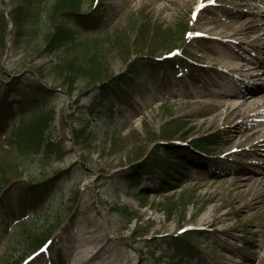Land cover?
Masks as SVG:
<instances>
[{"label":"rangeland","instance_id":"obj_1","mask_svg":"<svg viewBox=\"0 0 264 264\" xmlns=\"http://www.w3.org/2000/svg\"><path fill=\"white\" fill-rule=\"evenodd\" d=\"M17 1L0 0L1 72L55 88L22 116L30 128L40 124L39 141L54 148L22 154L2 144L0 173L23 181L63 173L46 202L24 214L32 234L48 237L46 249L25 248L20 227L0 220V264H47L57 247L64 264H264V186L242 179L262 174L264 182V0H103L102 25L76 35L69 61L39 52L47 38L33 37L30 25H11ZM169 53L189 63L197 57L198 79L183 71L157 90L141 75L130 106L104 102L97 84L134 59ZM228 61L237 68L221 71ZM246 82L259 86L247 102L228 93ZM197 136L216 140L215 152L201 153L208 166L166 189L156 188L158 178L136 185L137 157ZM190 228L199 233L198 255L180 258L162 237Z\"/></svg>","mask_w":264,"mask_h":264},{"label":"trees","instance_id":"obj_2","mask_svg":"<svg viewBox=\"0 0 264 264\" xmlns=\"http://www.w3.org/2000/svg\"><path fill=\"white\" fill-rule=\"evenodd\" d=\"M89 1L91 5L82 9V0H18L12 6L11 11L9 10L11 25H14L16 29L20 25L27 29L25 26L30 25L33 27L30 29L33 37L37 38L42 34L47 38L43 45L44 49L41 48L39 52L43 51L51 55L55 53L58 59H62L61 61H69L67 55H70L68 52L70 47L68 46L72 45L77 38L76 35L81 31L82 33L97 31L108 6L103 0ZM42 15L45 16L44 23L40 18ZM3 16L0 8V47H2V38L7 29ZM147 59L146 57L134 59L128 63L124 72L115 77L109 76L97 84L104 102L111 101L110 107L113 102L129 105L130 100L133 99V92L141 94L140 85L142 86V83L153 89H162L167 84L166 80L171 78L172 72L189 65L183 56L169 57L167 55L155 61ZM1 68L0 66V145L4 144L11 151L22 154L40 153L45 149L43 146H49L50 150L53 149L49 141H39V138L43 137L40 124H34L30 128L25 125L27 121L25 118L22 120V116L33 114L46 104L44 100L51 92H54L55 88L49 90L33 76L32 79L23 75L8 78L2 74ZM35 71L36 75L42 76L39 70ZM141 75L143 76L142 83L139 82ZM129 89L130 92H128ZM104 102L100 104L103 105ZM17 129L23 131L16 133ZM28 130L29 132H24ZM2 136L4 138L1 140ZM209 139L205 136H197L189 138L186 145L173 142L156 145L144 157L141 155L136 158L134 182L145 178L154 180L156 177L161 180L159 186L156 187L160 190L175 185L174 180L182 176L184 170L194 162L192 159L195 153L192 149L206 151L216 143L214 137ZM41 157L43 160L46 156L41 155ZM62 173L63 171H58L56 175L47 179L25 181L15 177L10 178L6 173H0V220L5 221L9 218L20 227L18 233L22 234V241L27 249L39 250V247L48 241V237L42 239V234H32L31 226L24 219V214L28 210H37L42 203L46 202L45 199L55 184L53 179ZM195 230L190 228L182 230L180 234H169V236L162 237L163 242L174 248L176 256L192 259L196 254V239L199 235L198 230ZM47 254V264H64L58 247ZM12 264H18V261Z\"/></svg>","mask_w":264,"mask_h":264},{"label":"bare ground","instance_id":"obj_3","mask_svg":"<svg viewBox=\"0 0 264 264\" xmlns=\"http://www.w3.org/2000/svg\"><path fill=\"white\" fill-rule=\"evenodd\" d=\"M257 27H259V25L257 26ZM256 27V25H255V28H257ZM237 63L235 62V61H228V63H226V65L224 66V70H227V69H231V68H237ZM261 77H264V76H261ZM244 90L242 89V91H244V92H242L241 91V88H238V90L236 91V92H232V90H231V92H230V90H228V93L229 94H231V95H237L238 97H237V99L238 98H243L244 99V101H246L247 102V100L249 99V97H248V99L246 98L247 97V95H249V94H252L251 92L252 91H255V90H257V89H259V86H256V85H254L253 86V84H251L250 82H246L245 84H244ZM251 99V98H250ZM239 105H240V103H239ZM239 105H234V107H233V109L235 110L236 108H238L239 107ZM262 113V112H261ZM261 113H258V112H251L250 114H253L254 116H256V115H259V114H261ZM259 119H261L260 121H262V122H264V117H261V118H259ZM257 121H258V119H257ZM256 121V122H257ZM259 122V121H258ZM254 125H256V126H260L258 123H254ZM243 179V185H256V186H258V187H263L264 185V182H263V179H262V174H258L257 176H254L253 178H250V177H247V178H242ZM248 183V184H247ZM242 184V183H241ZM90 258V257H89Z\"/></svg>","mask_w":264,"mask_h":264}]
</instances>
